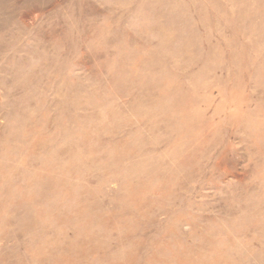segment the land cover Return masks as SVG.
I'll return each mask as SVG.
<instances>
[{"label":"rangeland","instance_id":"rangeland-1","mask_svg":"<svg viewBox=\"0 0 264 264\" xmlns=\"http://www.w3.org/2000/svg\"><path fill=\"white\" fill-rule=\"evenodd\" d=\"M0 264H264V0H0Z\"/></svg>","mask_w":264,"mask_h":264}]
</instances>
